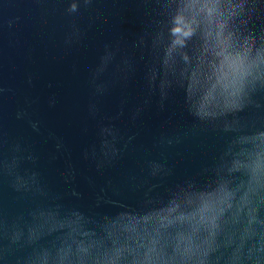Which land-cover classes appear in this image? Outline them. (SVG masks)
<instances>
[{"label":"water","instance_id":"1","mask_svg":"<svg viewBox=\"0 0 264 264\" xmlns=\"http://www.w3.org/2000/svg\"><path fill=\"white\" fill-rule=\"evenodd\" d=\"M0 264H264V0H0Z\"/></svg>","mask_w":264,"mask_h":264}]
</instances>
